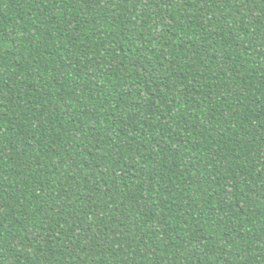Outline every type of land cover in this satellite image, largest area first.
I'll return each mask as SVG.
<instances>
[{
	"label": "trees",
	"instance_id": "obj_1",
	"mask_svg": "<svg viewBox=\"0 0 264 264\" xmlns=\"http://www.w3.org/2000/svg\"><path fill=\"white\" fill-rule=\"evenodd\" d=\"M0 264H264V0H0Z\"/></svg>",
	"mask_w": 264,
	"mask_h": 264
}]
</instances>
